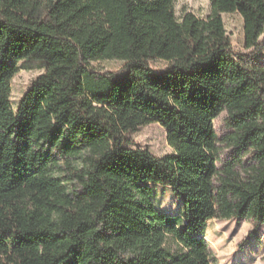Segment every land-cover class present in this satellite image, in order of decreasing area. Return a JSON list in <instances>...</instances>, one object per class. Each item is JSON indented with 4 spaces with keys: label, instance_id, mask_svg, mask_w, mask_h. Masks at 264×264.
Masks as SVG:
<instances>
[{
    "label": "trees",
    "instance_id": "obj_1",
    "mask_svg": "<svg viewBox=\"0 0 264 264\" xmlns=\"http://www.w3.org/2000/svg\"><path fill=\"white\" fill-rule=\"evenodd\" d=\"M209 6L202 18L174 0H0V264H213L208 220L264 226V0ZM26 59L43 71L14 103ZM150 123L170 153L134 142Z\"/></svg>",
    "mask_w": 264,
    "mask_h": 264
},
{
    "label": "rangeland",
    "instance_id": "obj_2",
    "mask_svg": "<svg viewBox=\"0 0 264 264\" xmlns=\"http://www.w3.org/2000/svg\"><path fill=\"white\" fill-rule=\"evenodd\" d=\"M174 11L180 16L184 11H191L198 17H206L210 13L209 0H174ZM226 33L230 39L234 54L245 53L243 49L242 18L237 12L221 14ZM264 43V33L259 38ZM264 60V49L258 55ZM18 62V72L11 80V100L15 103L25 91L28 83L43 71L40 60L26 59ZM164 62H151V69L158 73L164 67ZM92 66L101 72H114L121 68L122 62L118 60H101L92 62ZM226 113H220L213 120V127L218 135L223 134ZM134 142L140 147L148 148L156 155L170 153L172 148L165 138V130L157 123H150L140 127L131 134ZM219 159L229 156L230 149L221 147ZM161 189V188H160ZM169 197V198H168ZM157 206L161 210L173 211L174 203L170 196L161 195ZM252 226L246 220H220L211 219L206 222L203 232L213 264H264V226H260L255 233H251ZM70 263V262H68ZM66 263V264H68Z\"/></svg>",
    "mask_w": 264,
    "mask_h": 264
}]
</instances>
